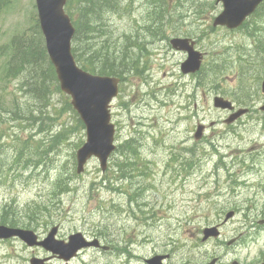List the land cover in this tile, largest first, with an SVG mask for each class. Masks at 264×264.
Returning a JSON list of instances; mask_svg holds the SVG:
<instances>
[{
	"label": "rangeland",
	"instance_id": "1",
	"mask_svg": "<svg viewBox=\"0 0 264 264\" xmlns=\"http://www.w3.org/2000/svg\"><path fill=\"white\" fill-rule=\"evenodd\" d=\"M148 1L154 4L158 0H124L120 5L123 14H114L105 0H98L104 6L98 16L107 21L112 37L110 44L123 33L129 39L132 34H139L141 38L149 39L147 52L163 49L160 48L164 45L162 41H150L151 38L137 28L144 12L143 5ZM1 2L0 208H11L14 217L20 216L25 221H28L25 213L38 211L31 229L41 238L57 226L59 240L65 241L77 232L87 238L101 234L107 235V239L118 246L117 252L83 250L70 264H145V259L156 254H169L166 264H204L208 256L220 258L221 264H229L232 260L241 264L264 261V224H259L264 220V136L255 135L250 129L254 122L245 124L248 129L240 134L242 142L230 134L227 149L222 148L219 152L226 157L224 160L213 153V147L205 144L194 146L199 152L195 157L182 150L193 145L190 131L196 121L204 120L207 125L225 118L223 111L212 107V99L217 94L226 99L236 97L240 81L236 78L239 71L235 67L227 65L222 77L209 78L204 89H196L195 97L189 98L192 88H188V83L192 81L193 86L195 77L179 75L181 56L173 54L172 103L166 84H163L170 79L171 57L167 54L164 58H153L148 52L141 75L129 77L121 89V98L113 103L112 122L117 125L120 140L133 134L142 138L140 154L156 161L157 168L151 167L154 172L151 178L135 177L110 187L103 184L102 179L105 175L115 177L111 168L117 157L114 153L103 174L97 159L90 160L84 171L76 174L78 148L75 145L84 142L85 131L77 129L72 112L66 108L65 95L52 91L51 105L38 104L27 95L23 75L9 80L4 77V68L12 53L11 40L22 33L32 34L36 8L34 0ZM172 3L173 11L163 12V17L168 22L173 21V36L185 30L196 35L203 32L205 35L196 47L199 53L206 54L204 61L214 63L215 55L221 54L219 47L228 45H244L249 49L248 57L251 55L252 42L245 36V30L230 34L208 29L213 17L221 11L215 0H170ZM179 3L183 5L182 11ZM166 24L159 26L163 35L169 32ZM134 25L136 27L131 31ZM91 34L93 37L94 30ZM178 36H184V33ZM102 40L103 37H97V47ZM121 44L119 39L118 45ZM217 64L223 65L224 61L219 59ZM253 66H257L253 70L254 77H260L252 82V86H259L260 90L264 66H258L256 61ZM242 81L247 83L248 76ZM257 97L264 100L260 91ZM48 111L54 113L49 112L54 121H32L33 115L45 116ZM63 123L72 125L66 133L68 141L51 146L49 138L58 132L63 134ZM213 132L215 135L211 140L219 143L218 139L224 137L219 136L216 140L217 133L221 135L226 131L223 126H217ZM172 137L173 153L194 158L195 163L191 171L183 170L176 180L173 172H169L171 169L166 167ZM231 150L234 153H230ZM19 151L21 156L15 162V154ZM231 156H236L241 164ZM175 169L179 171L177 166ZM58 179L66 184V190L58 187ZM230 179L242 185L235 186L233 194L229 193L233 187ZM131 193H137L133 199H139L136 202L147 213L146 221L140 216L133 218L139 213L137 207L129 205ZM230 211H234L235 216L221 228L220 239L202 243V230L221 223L225 213ZM232 239L235 242L226 247L224 244ZM32 258L45 260V263H61L42 248L27 247L18 239L0 241V264H29Z\"/></svg>",
	"mask_w": 264,
	"mask_h": 264
},
{
	"label": "water",
	"instance_id": "2",
	"mask_svg": "<svg viewBox=\"0 0 264 264\" xmlns=\"http://www.w3.org/2000/svg\"><path fill=\"white\" fill-rule=\"evenodd\" d=\"M263 0H217L223 5V11L215 18L214 26L235 29L252 14ZM66 0H35L40 31L44 38L45 49L52 64L60 90L70 98L73 110L85 127V142L76 152V172L83 171L86 162L95 157L102 171L115 149L114 125L111 123L110 103L118 94L119 80L114 77L91 75L83 71L72 54V38L75 33L70 17L65 13ZM173 48L187 53V59L181 65L183 74L194 73L199 69L202 55L193 49V43L187 39H173ZM264 91V83H263ZM214 107L231 109V103L222 98H214ZM244 111H239L233 118ZM232 118V119H233ZM202 127H198L195 139L200 138ZM232 213L226 215V220ZM57 227H53L45 238L31 230L9 228L0 225V240L18 238L28 247H41L56 256L62 264H68L83 249L97 247L99 242H88L81 233L72 234L67 241L57 240ZM219 235L216 227L203 231V241ZM106 249V248H104ZM166 256H155L147 264H162ZM211 261L208 264H214ZM30 264H47L45 260L32 258Z\"/></svg>",
	"mask_w": 264,
	"mask_h": 264
},
{
	"label": "trees",
	"instance_id": "3",
	"mask_svg": "<svg viewBox=\"0 0 264 264\" xmlns=\"http://www.w3.org/2000/svg\"><path fill=\"white\" fill-rule=\"evenodd\" d=\"M1 1L3 0H0V8L2 5ZM80 1H82V3L78 5L77 2H75L77 4L74 3V0H70L66 8V12L71 16L72 23L76 28L72 41V52L80 67L90 73L120 77L121 81L125 79V72L134 71L139 74L138 72L141 70L138 65V57L136 60L128 56L131 52L122 49V53L119 54L115 51L114 45L111 47L110 44L107 43L97 47L96 39L92 38L90 33H92L93 30H98L102 26H106L101 22V17H97L102 4H99L98 0ZM101 1L103 2V0ZM105 1L108 3L107 0ZM33 16L35 24L32 34L25 35V33H22L14 36L11 40L12 53L5 65L4 77L9 80V78L15 79L19 75H23L25 78L26 93L33 97L34 101L38 104L51 105L49 100L51 92L55 91L60 93V90L54 69L45 51L37 17L35 14H33ZM251 17V22L255 25L256 29V32H251V34H257L259 43L263 44L264 36L262 37L260 34H264V2L256 9V12L251 15ZM261 50L264 53V47H261ZM201 78L203 79V77ZM64 99L66 108L72 112L71 116L78 125L77 129L80 131L84 130L82 122L70 106L69 98L64 96ZM38 112L41 113V110ZM49 112L52 111H48L47 114L44 112L46 114L45 116H40L39 114L38 116L33 115L31 117L32 121L34 123H36L37 120L43 121L45 119L54 121V118L49 115ZM62 125L64 129L63 134H65L64 138L63 134L59 132L55 135H51L49 138L51 146H53L54 143L68 141L66 133L71 130L72 125L65 123ZM82 143L83 141H80L75 147L78 148ZM115 154L117 157H115L113 161L115 164L112 165V174L117 175V177L105 176L102 181L103 184H109V186L112 187L120 180L132 179L134 178L133 176L138 173L142 175L145 174L146 163L141 159L138 145L135 141L127 140L120 144L115 150ZM56 184L59 185L58 187L60 189H67L66 184L63 185L60 179L56 181ZM31 211L32 212L29 210L28 212L30 213H25V216L28 217V221H25V219L20 218V216L14 217V211L11 208L1 207L0 224L10 227L32 228L31 222L35 221V218H38L37 215L39 212L36 210ZM139 212L141 211L139 210ZM99 236H103L102 239L104 240L107 235L99 234ZM106 242H111V240L106 239Z\"/></svg>",
	"mask_w": 264,
	"mask_h": 264
},
{
	"label": "flooded vegetation",
	"instance_id": "4",
	"mask_svg": "<svg viewBox=\"0 0 264 264\" xmlns=\"http://www.w3.org/2000/svg\"><path fill=\"white\" fill-rule=\"evenodd\" d=\"M149 5L147 7L144 8V12L142 13V20H143V25H144V29L142 30V33L143 35H145L146 37H153L154 35L152 34H149L147 29L145 28V23L148 21L149 17L151 15H153L155 13V10H153V4L151 3H148ZM171 11V9H170ZM173 11V9H172ZM169 38L172 39L173 41V21L172 22H169ZM169 38L168 39H165L162 41V43L164 44L163 46H160L161 47H164V49H169V55L171 57V65H170V94H171V97L173 98V45L169 44ZM156 42V41H154ZM150 54L153 56V57H156V56H160L162 57V53L160 50H153L152 49L149 51ZM175 54H178L181 56V58L184 57V54L183 53H175ZM206 55V54H205ZM208 62L204 61L203 59V66L205 64H207ZM247 89L249 88L248 86H245ZM242 88L239 89V92H238V95H241L242 97H239L238 99H235L233 100L232 102L234 103V106L235 108H246L248 111L247 113L242 116L241 118L235 120L232 124H226L225 123V118L231 113L229 111H223V113H225V118L221 119L219 122H216V121H210L212 122V127L211 129L210 128H206L204 130V135L203 137L200 139L199 143L198 144H205V145H209L210 147H213V150L214 151H217V152H221V149L224 148V149H227V141H228V136L232 133H235L238 137H239V140L240 142L243 141L242 137H241V132L242 131H236V129L240 126H244V121H247L248 119H250L252 116H256L257 115V108L256 107H259V105H261L262 103H264V100L262 98H257V91H254L252 88L249 89L248 91H244L242 92L241 91ZM246 94V95H245ZM264 106V105H263ZM262 106V107H263ZM260 110V109H259ZM217 126H223L224 130L226 131L225 133H223V135H219L217 133V136H216V140H217V137L221 136V137H224V135H227V138H221L220 140L218 139V142L219 143H216L214 142L213 140H211V136L215 135V133L213 132ZM260 135V136H264V132L263 131H259L257 132L255 135ZM264 147V145H262ZM169 150H170V154H171V157L173 159V137H172V142L170 144V147H169ZM234 158V161L236 162L237 161V157L236 156H233ZM238 164L240 165L241 162H238ZM230 182L231 184L233 185L232 188H230L229 190V193H234V190H235V186H242L241 184L237 183L236 181H233L230 179ZM233 213H235L233 211ZM235 260H232L229 264H234ZM217 264H221L220 262V259L218 261ZM257 264V263H256Z\"/></svg>",
	"mask_w": 264,
	"mask_h": 264
},
{
	"label": "bare ground",
	"instance_id": "5",
	"mask_svg": "<svg viewBox=\"0 0 264 264\" xmlns=\"http://www.w3.org/2000/svg\"><path fill=\"white\" fill-rule=\"evenodd\" d=\"M123 8V7H122ZM113 22V21H112ZM113 25V24H112ZM93 32V31H92ZM163 33V32H162ZM91 34V33H90ZM94 34H95V32H94ZM92 35V34H91ZM99 46V45H98ZM104 50V49H103ZM124 51V50H123ZM127 51V50H126ZM236 60H237V58H235ZM25 92V91H24ZM28 95V94H27ZM14 117V116H13ZM11 119V118H10ZM11 120H13V119H11ZM132 150V149H131ZM131 153V152H130ZM121 154V153H120ZM124 154V153H123ZM122 155V154H121ZM130 170V169H129ZM129 173V172H128ZM127 176V175H126ZM140 187V186H139ZM138 196V195H137ZM137 199V198H136ZM137 200H139V199H137ZM137 203V202H136ZM141 204V203H140ZM139 205V204H138ZM141 206V205H140Z\"/></svg>",
	"mask_w": 264,
	"mask_h": 264
}]
</instances>
